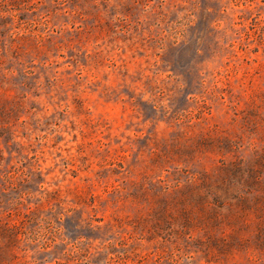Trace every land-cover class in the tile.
I'll return each instance as SVG.
<instances>
[{"label":"rangeland","instance_id":"rangeland-1","mask_svg":"<svg viewBox=\"0 0 264 264\" xmlns=\"http://www.w3.org/2000/svg\"><path fill=\"white\" fill-rule=\"evenodd\" d=\"M0 264H264V0H0Z\"/></svg>","mask_w":264,"mask_h":264}]
</instances>
